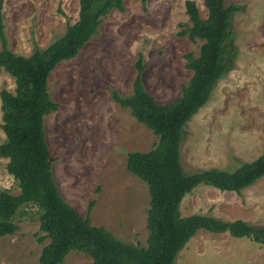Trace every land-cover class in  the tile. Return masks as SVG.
Masks as SVG:
<instances>
[{
	"label": "rangeland",
	"instance_id": "rangeland-1",
	"mask_svg": "<svg viewBox=\"0 0 264 264\" xmlns=\"http://www.w3.org/2000/svg\"><path fill=\"white\" fill-rule=\"evenodd\" d=\"M189 0H124L113 10L79 55L61 63L49 77L51 98L59 110L45 119L55 181L63 198L94 225L129 244L147 245L148 185L127 170V155L150 151L158 138L138 123L130 109L113 99L129 96L140 56L147 91L160 104H171L193 72L186 55L198 57L203 42L178 33L191 25ZM203 19L204 0H192ZM239 7L231 21L230 69L209 101L187 123L181 162L188 173L210 168L235 171L264 152V0H225ZM79 0H5L4 33L9 49L21 56L44 50L64 36L79 18ZM2 44L0 42V51ZM15 80L0 70V92H14ZM0 144L6 139L1 127ZM0 156V190L19 194ZM182 216L244 220L264 227V177L241 194L201 184L182 202ZM20 230L0 237V264H40L43 243L38 210L17 217ZM63 264H92L86 254L71 252ZM175 264H264V246L228 233L199 230L178 254Z\"/></svg>",
	"mask_w": 264,
	"mask_h": 264
},
{
	"label": "trees",
	"instance_id": "trees-1",
	"mask_svg": "<svg viewBox=\"0 0 264 264\" xmlns=\"http://www.w3.org/2000/svg\"><path fill=\"white\" fill-rule=\"evenodd\" d=\"M146 4L147 0H141ZM0 0V70L15 80V90L0 92L2 124L6 139L0 144V156L8 159L7 170L20 193L0 190V237L20 230L17 221L25 209L38 210L43 243L40 264H63L73 251L86 254L92 264H175V260L199 230L228 233L248 238L264 246V227L244 220L225 221L214 216L194 214L184 217L182 202L196 187L205 184L220 191L241 194L264 177V152L235 171L210 168L188 173L181 162V146L187 123L209 101L217 83L230 69L231 21L239 7L225 0H204L206 19L197 4L186 2L191 25L178 35L203 42L199 56L186 55L187 68L193 72L182 88L181 96L171 104H160L144 83L145 64L139 57L133 91L124 96L113 92V99L128 108L136 121L150 129L158 141L148 152L127 155V170L148 185L150 208L147 211V245L129 244L116 238L103 226L83 217L61 195L52 169L45 119L59 110L49 92V77L63 62L76 58L98 33L103 20L115 9L124 11V0H79V18L69 24L64 36L44 50L21 56L9 49L4 33Z\"/></svg>",
	"mask_w": 264,
	"mask_h": 264
}]
</instances>
